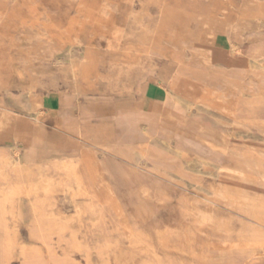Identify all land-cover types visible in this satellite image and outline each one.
<instances>
[{"label":"rangeland","instance_id":"rangeland-1","mask_svg":"<svg viewBox=\"0 0 264 264\" xmlns=\"http://www.w3.org/2000/svg\"><path fill=\"white\" fill-rule=\"evenodd\" d=\"M3 1L8 8L21 7L26 12L16 21L9 42L17 68H41L33 72L31 85L11 88L18 100L37 104L42 110L39 127L33 130L39 137L54 131L59 111L56 97L68 91L69 105L86 129L115 124L119 111L127 115L131 127H144L149 104H145L146 94L162 82L164 72L169 75L163 86L168 87L176 77L172 91L192 104L180 111L158 106L155 121L160 136L152 144L164 158L141 157L123 162L120 169L104 161L101 182H89L90 174L84 172L64 170L61 174L57 169L48 176L42 169L32 182L43 203L38 204L32 193L24 198L21 209L16 207L19 199L8 183L0 181V198L3 193L9 195L0 229V264H264V165L252 179L243 176L237 164L233 169L223 167L228 158L242 160L233 148L257 149L264 155V133L257 129L264 126V67L249 66L250 58H264V17L245 14L264 0H182L188 9L193 5L205 13L191 22L198 40L176 50L150 40L168 0H63L59 6L45 0ZM58 18L64 20L61 27L55 24ZM143 35L147 37H139ZM52 79L58 84L51 83ZM233 81L237 82L234 90L228 89ZM31 121L29 113L0 95V147L16 146L10 132ZM19 131L23 128H17ZM57 136L49 143L60 158L73 159L80 153V139L67 142L63 134ZM91 139L88 134L86 147L98 149ZM195 147L206 152L192 151ZM111 182L116 185L108 190L113 203L90 209L91 199L84 189L98 192L99 184L108 187ZM161 192L167 199L159 198ZM35 217L42 218L44 238L30 237L28 223Z\"/></svg>","mask_w":264,"mask_h":264},{"label":"bare ground","instance_id":"bare-ground-1","mask_svg":"<svg viewBox=\"0 0 264 264\" xmlns=\"http://www.w3.org/2000/svg\"><path fill=\"white\" fill-rule=\"evenodd\" d=\"M33 1V0H32ZM49 3H53L56 6H59L63 0H45ZM187 1V0H186ZM31 2V1H29ZM185 2V1H184ZM182 0H168L166 4L162 6L161 10V18L156 26L154 32L151 34L150 40L152 44L155 45H168L171 49H183L185 44H191L196 42L199 38V33L192 29L191 22L195 19L196 15H203L205 12L201 9L194 8L193 5L187 7V2L184 3ZM201 3V2H200ZM252 3V2H251ZM85 5V4H84ZM40 6V5H39ZM44 6V5H43ZM88 6V5H86ZM82 7V6H81ZM199 7V6H196ZM200 8V7H199ZM209 8V7H208ZM212 9V8H211ZM208 11V9H207ZM26 12L21 7H6L3 0H0V95L8 98L13 104V106H17L21 110L25 111V113H29L31 118L30 125L19 126V128H23V131L17 132V128L12 129L9 134L10 138H13L16 142V146L8 149L7 147L0 149V181H4L8 183L12 194L16 195L19 200L16 203V207L21 209L24 207V198L30 197L32 193L36 194V199L38 204L43 203V199L40 198V190L38 191L37 186L32 182L34 175L37 173H41L42 169L45 170V174L50 176L53 174L54 170L60 169L64 174V170L68 171L69 174L84 172L88 175V181L92 182L93 180L100 181V176L103 171L102 163L107 161L110 163L111 167L120 169L123 162L131 161L135 162L141 157L146 158H155V157H165L152 143L158 141L160 133L158 132V125L155 119L159 116V112L157 111L158 106L161 104L162 108L164 106L170 107L174 110H184L191 106V102L180 98L178 95H175L172 89L177 84V78L173 77V79L169 82V86H163L162 82L168 80L169 73L164 72L160 75V79L162 82H158L156 86L157 96L155 100L150 99L149 104H147V113H144L145 125L142 128L138 126L130 125L128 122V117L123 112L119 111V115L117 116V120L115 124H111L110 126H95L90 127L89 129L84 128L79 117L72 111L69 105V95L70 91L58 94L56 97L57 103L59 105V117L56 127L54 131H46V133L42 134L39 137L35 130L39 127V123L41 122V114L42 110L38 108L37 104H28L26 100L20 101L17 99L16 94L11 92V88L15 85L18 86H28L34 81L33 72L39 71L41 69L39 66L33 65L30 68H26L25 71H21L17 68L16 63L12 57V53L9 48V42L12 37V31L16 25V21L25 15ZM246 16H261L264 17V1H260L255 6V9H246ZM129 15V14H128ZM206 16V15H205ZM137 18V17H136ZM135 19V18H134ZM138 19V18H137ZM260 19V18H259ZM28 20V19H27ZM261 20V19H260ZM214 21V20H213ZM139 22V21H137ZM262 22V21H261ZM108 23V22H107ZM240 23V22H239ZM55 24L57 27H61L64 24L63 19H55ZM141 24V23H140ZM209 24V23H208ZM134 25V24H132ZM204 25V24H203ZM206 25V24H205ZM214 25V24H213ZM131 26V25H130ZM208 25H206L207 27ZM219 26V25H217ZM58 29V28H57ZM61 29V28H60ZM205 30V29H204ZM210 30V29H209ZM220 30V29H219ZM137 31V30H136ZM135 31V32H136ZM143 31V30H142ZM212 31V30H211ZM216 31V29H215ZM214 31V32H215ZM58 32V31H57ZM85 32V31H84ZM138 32V31H137ZM86 33V32H85ZM139 33V32H138ZM148 33V32H147ZM129 34V33H128ZM150 35V33H148ZM209 34V33H208ZM203 36V35H202ZM216 36V35H214ZM221 36V35H219ZM142 39H145L147 35L139 36ZM207 37V35H206ZM37 38V37H36ZM124 38V37H123ZM122 38V39H123ZM128 38V37H127ZM132 38V37H131ZM210 38V37H209ZM201 39V38H200ZM74 40V39H73ZM125 40V39H124ZM140 40V39H139ZM218 40V39H217ZM136 41V40H135ZM234 41V40H233ZM77 42V41H76ZM122 42V41H121ZM123 41L122 43H124ZM48 43V42H47ZM64 44V43H63ZM77 44V43H76ZM129 44V43H127ZM126 44V45H127ZM219 44V42H218ZM50 45V44H49ZM59 45V44H58ZM138 45V44H137ZM231 45V44H230ZM53 46V44H52ZM56 46V45H55ZM133 46V45H132ZM220 46V45H219ZM232 46V45H231ZM64 47V46H63ZM135 47V46H134ZM138 47V46H137ZM136 47V48H137ZM162 47V46H161ZM52 48H55L54 46ZM143 48V47H142ZM237 50V47H233ZM139 49V48H138ZM66 50V49H65ZM68 50V49H67ZM135 50V48H134ZM49 51V50H48ZM132 51V50H131ZM137 51V50H135ZM144 51V50H142ZM45 53V52H44ZM50 53V52H49ZM67 53V52H66ZM143 53V52H142ZM53 54V53H52ZM106 54V53H105ZM141 54V53H140ZM78 55V54H77ZM79 56V55H78ZM186 56V55H185ZM24 57L27 59L28 63H31L29 55L24 52ZM82 57V56H81ZM260 58V57H259ZM252 57L249 59V66L259 65L260 67H264V58L259 59ZM56 60V59H55ZM82 60V59H81ZM85 60V59H84ZM69 59V63H70ZM89 61V60H88ZM87 61V62H88ZM171 61V60H170ZM60 62V61H59ZM58 62V63H59ZM82 62H84L82 60ZM57 63V64H58ZM170 63V62H169ZM54 64V63H53ZM183 69V68H182ZM250 69V68H249ZM185 69L181 71L184 73ZM248 70V69H247ZM108 71V70H107ZM194 72V71H193ZM29 75H28V74ZM195 74V73H194ZM197 79L201 77L200 74H197ZM195 76V77H196ZM199 76V77H198ZM50 79V78H49ZM255 79V78H254ZM136 80V79H135ZM201 80V79H200ZM257 81V80H256ZM259 81V80H258ZM53 84H58L57 80H50ZM199 83L201 81H198ZM236 81L229 82L228 89H233L236 86ZM260 83V82H259ZM34 87V86H33ZM54 87V86H53ZM57 87V86H56ZM55 88V87H54ZM28 89V88H27ZM26 89V90H27ZM22 90V89H21ZM29 90V89H28ZM205 90V89H204ZM232 91V90H231ZM235 92V91H234ZM230 93V92H229ZM233 93V92H232ZM226 95V93H225ZM22 96V94H21ZM207 97V96H205ZM210 97V96H209ZM207 97V98H209ZM217 97V96H216ZM258 97V96H257ZM261 97V96H260ZM212 98V97H211ZM246 99V98H245ZM260 99V98H259ZM207 100V99H206ZM238 100V99H237ZM261 100V99H260ZM3 101V100H2ZM210 101V98H209ZM257 101V100H256ZM259 101V100H258ZM263 101V100H262ZM246 102V101H245ZM242 102V103H245ZM251 102V101H250ZM249 102V103H250ZM21 103V104H20ZM25 103V105H22ZM236 104V102H234ZM248 103V104H249ZM256 103V102H255ZM261 102H259L260 105ZM20 104V105H19ZM146 104V103H145ZM239 104V103H237ZM253 104V103H252ZM217 105V104H216ZM244 105V104H243ZM262 105V103H261ZM257 106V105H256ZM264 106V105H262ZM243 107V106H242ZM245 107V106H244ZM253 106H251L252 109ZM219 108V106H218ZM250 108V107H249ZM231 109V108H230ZM233 109V108H232ZM245 110V109H243ZM247 110V109H246ZM249 110V109H248ZM234 111V110H233ZM236 111V109H235ZM239 111V110H238ZM229 112V110H228ZM242 113V110H241ZM240 113V114H241ZM147 114V115H146ZM206 114V113H205ZM208 115V114H207ZM227 115V114H226ZM231 116V115H230ZM23 117V116H22ZM255 117V116H254ZM253 117V118H254ZM20 118V117H19ZM233 117H231L232 119ZM217 119V118H216ZM225 121V120H224ZM219 122V121H218ZM227 122V121H226ZM225 122V123H226ZM221 123V122H219ZM238 123V122H237ZM223 124V122L221 123ZM242 124V123H241ZM233 125V123H232ZM259 125V123H258ZM43 126V125H42ZM228 126V125H227ZM230 126V125H229ZM49 128V127H48ZM43 130V128H41ZM228 129V128H227ZM264 133V126L260 125L259 128ZM46 130V129H45ZM63 134L65 136V141H69L71 138L80 139L78 142L81 145L80 153L76 154V157L73 159H63L60 158V154L54 148V146L49 143L51 140L58 139V134ZM181 133V132H180ZM236 133V132H235ZM88 134L92 136L91 142L95 146H99L96 148H88L86 147V140L88 138ZM233 135V134H232ZM239 135V134H238ZM242 135V134H241ZM231 137V136H230ZM240 137V136H239ZM22 139L21 141L19 140ZM232 138V137H231ZM64 141V140H63ZM62 141V142H63ZM54 143V142H53ZM61 143V142H60ZM65 143V142H63ZM177 143V142H176ZM62 144V143H61ZM205 144V143H204ZM63 145V144H62ZM74 145V144H73ZM182 145V144H181ZM228 145V144H227ZM60 147V145H59ZM90 147V146H89ZM73 148V147H72ZM78 148V147H77ZM171 148V147H170ZM24 150L22 153L21 150ZM76 149V148H75ZM172 149V148H171ZM182 149V148H181ZM192 151L198 153H205V149L203 147H195L191 149ZM236 153L242 156V160H233L227 159V162L223 164V167L229 169L230 167L233 169V164H237L240 167V172L243 176H246L248 179H252L258 176L260 170L263 169L264 165V155L257 149H249L246 147H237L231 149ZM61 151V150H60ZM69 151V150H68ZM67 151V152H68ZM70 152V151H69ZM98 152H101V155H98ZM189 152V151H188ZM222 152V151H221ZM49 155V159H46L43 156ZM225 154V153H224ZM223 154V155H224ZM190 155V154H189ZM226 155V154H225ZM192 156V155H190ZM231 156V155H230ZM228 156V157H230ZM225 157V156H224ZM235 157V156H234ZM187 158V156L185 157ZM214 159V158H213ZM186 160V159H185ZM194 162V161H193ZM192 163V162H191ZM108 164V163H107ZM127 164V163H126ZM188 164V163H187ZM124 165V164H123ZM109 166V165H108ZM105 167V166H104ZM127 167V166H126ZM65 168V169H64ZM129 169V168H128ZM43 170V171H44ZM196 170V169H195ZM226 170V169H225ZM42 171V172H43ZM115 171V170H114ZM120 171V170H119ZM192 171V170H191ZM197 171V170H196ZM202 171V170H201ZM204 171V170H203ZM213 171V169H212ZM229 171V170H228ZM105 172V171H104ZM114 173V172H113ZM154 173V172H153ZM232 175V174H231ZM237 175V174H236ZM242 176V177H243ZM91 177V178H90ZM115 177V176H114ZM47 178V177H46ZM209 178V177H208ZM224 178V177H223ZM260 178V177H259ZM228 179V178H227ZM114 180V179H113ZM248 181V180H247ZM253 181V180H252ZM261 181V179H260ZM110 182V181H109ZM241 182V181H240ZM239 182V183H240ZM257 182V181H256ZM264 182V181H263ZM55 180L53 181V184ZM223 183V182H222ZM244 183V182H243ZM250 183V182H248ZM47 184V183H46ZM233 184V183H232ZM230 184V185H232ZM241 184V183H240ZM94 185V184H93ZM100 190L95 192L93 189L86 188L84 189L86 197L88 196L91 201L89 208L97 209L106 203L111 205L113 203L112 197L109 196V191L114 190L113 183H109L108 187H104L101 183L99 184ZM118 185V184H117ZM228 185V184H227ZM226 185V186H227ZM228 185V187L230 186ZM236 185V184H235ZM233 185V186H235ZM238 185V184H237ZM98 186V185H97ZM252 186V185H251ZM232 187V186H231ZM236 187V186H235ZM95 188H97L95 186ZM161 188V187H160ZM237 188V187H236ZM236 191L237 192V190ZM240 188V187H238ZM164 189V188H163ZM234 189V188H233ZM97 190V189H96ZM109 190V191H108ZM123 190V189H122ZM167 190V189H166ZM228 190V189H227ZM241 190V189H240ZM264 190V189H263ZM125 191V190H123ZM44 192V191H43ZM241 192V191H240ZM239 192V193H240ZM71 193V192H70ZM169 193V192H168ZM239 193L237 196H242ZM143 194V193H142ZM224 194V193H223ZM44 195V194H43ZM62 195V194H59ZM68 195V194H66ZM118 195V194H117ZM121 195V194H120ZM119 195V196H120ZM169 195V194H168ZM227 195V194H225ZM58 196V195H57ZM64 196V195H63ZM129 196V195H128ZM124 197V196H123ZM259 197V196H258ZM9 195L7 193H3L0 198V229L3 225V209L5 204L8 202ZM161 200L167 199L166 195L161 192L160 197ZM199 198V197H198ZM58 199V198H57ZM127 199V198H126ZM30 200V199H29ZM59 200V199H58ZM119 200V198H118ZM191 199H189L190 201ZM34 201V199H33ZM50 201V200H49ZM56 201V200H55ZM66 201V200H65ZM193 201V200H192ZM71 202V201H69ZM76 202V201H75ZM74 202V203H75ZM82 202V201H81ZM198 202V201H197ZM34 203V202H33ZM86 203V202H85ZM161 203V202H160ZM170 203V202H169ZM191 204V202H188ZM194 203V202H193ZM199 203V202H198ZM217 203V202H216ZM48 204V203H47ZM132 204V203H131ZM174 204V203H173ZM177 204V203H176ZM204 204V203H203ZM160 205V204H159ZM163 205V204H162ZM193 205V204H192ZM220 205V204H219ZM65 206V205H64ZM87 206V205H86ZM121 206V205H120ZM173 206V205H172ZM194 206V205H193ZM197 206V205H196ZM209 207V205H207ZM213 206V205H212ZM223 206V205H222ZM236 206V205H235ZM260 206V204H259ZM67 207V206H66ZM205 207V205H204ZM48 208V207H47ZM57 208V207H56ZM60 208V207H59ZM109 208V207H108ZM193 208V207H192ZM227 208V207H226ZM231 208V207H230ZM241 208V207H240ZM17 209V210H18ZM43 209V208H42ZM41 209V210H42ZM51 209V208H50ZM77 209V208H76ZM79 209V208H78ZM86 209V208H85ZM179 209V208H178ZM250 209V208H249ZM65 210V209H64ZM112 210V209H111ZM130 210V209H129ZM213 210V208H212ZM252 210V209H251ZM249 210V211H251ZM256 210V209H255ZM49 211V210H48ZM54 211V210H53ZM76 211V210H75ZM114 211V210H113ZM209 212L210 209L208 210ZM233 211V210H232ZM241 211V210H240ZM22 212V210L20 211ZM24 212V211H23ZM36 213V211H34ZM40 212V211H39ZM45 212V210H44ZM83 212V211H82ZM94 212V210H93ZM182 212V211H181ZM206 212V211H205ZM208 212V213H209ZM235 212V211H233ZM252 212V211H251ZM258 212V211H257ZM262 212V211H261ZM49 213V212H48ZM70 213V212H69ZM116 213V212H115ZM200 213V211H199ZM227 213V212H225ZM88 214V213H87ZM181 214V213H180ZM213 214V213H211ZM259 214V213H258ZM256 214L255 216H257ZM24 215V214H23ZM22 215V216H23ZM45 215V214H44ZM230 215V214H229ZM227 215V216H229ZM35 216V215H34ZM54 216V215H53ZM198 216V214H197ZM222 216V214H221ZM244 216V215H243ZM246 216V215H245ZM260 216V215H259ZM44 217V216H43ZM48 217V216H47ZM69 217V216H68ZM81 217V216H80ZM79 217V218H80ZM90 217V216H89ZM167 217V216H166ZM180 217V216H179ZM201 217V216H200ZM230 217V216H229ZM248 217V216H247ZM78 218V219H79ZM83 218V217H82ZM96 218V217H95ZM194 218V217H193ZM204 218V217H203ZM226 218V217H225ZM261 218V217H260ZM142 219V218H141ZM169 219V218H166ZM201 219V218H200ZM215 219V218H214ZM262 219V218H261ZM264 219V217H263ZM21 220V219H20ZM23 220V219H22ZM216 220V219H215ZM220 220V219H218ZM26 221V220H25ZM81 221V220H80ZM98 221V220H97ZM120 221V220H119ZM197 221V220H196ZM195 221V222H196ZM224 221V220H222ZM226 221V220H225ZM259 221V220H258ZM24 222V221H23ZM99 222V221H98ZM129 222V221H128ZM204 222V221H203ZM228 222V221H227ZM27 223V222H26ZM118 223V222H117ZM182 223V222H181ZM184 223V222H183ZM186 223V222H185ZM214 223V222H213ZM221 223V222H220ZM260 223V222H259ZM91 224V223H90ZM179 224V223H178ZM202 224V223H201ZM206 224V222H205ZM204 224V225H205ZM208 224V223H207ZM223 224V223H222ZM262 224V223H261ZM192 225V224H191ZM195 225V223L193 224ZM203 225V226H204ZM219 225V223L217 224ZM226 225V224H223ZM264 225V224H263ZM30 237L34 238H44L46 234L42 231V218H34L28 223ZM71 226V225H70ZM86 226V225H85ZM137 226V225H136ZM143 226V225H142ZM145 226V225H144ZM161 226V225H160ZM159 226V227H160ZM212 226V225H211ZM228 226V225H227ZM224 226V229L227 228ZM254 226V223H253ZM121 227V226H120ZM123 227V226H122ZM182 227V226H181ZM200 227H202L200 225ZM223 227V226H221ZM229 227V226H228ZM260 227V226H259ZM136 228V227H135ZM142 228V227H141ZM146 228V227H145ZM192 228V227H191ZM195 228V227H194ZM263 228V227H262ZM87 229V228H86ZM143 229V228H142ZM147 229V228H146ZM190 229V228H189ZM208 229V228H207ZM215 229V228H214ZM217 229H221L218 228ZM261 229V228H260ZM81 230V229H80ZM88 230V229H87ZM118 230V229H117ZM121 230V229H120ZM203 230V229H201ZM210 230V229H209ZM227 230V229H226ZM17 231V230H16ZM179 231V230H178ZM197 231V230H196ZM264 231V229H263ZM143 232V231H142ZM181 232V231H180ZM200 231H198L199 234ZM217 232V231H215ZM229 232V231H228ZM227 232V233H228ZM233 232V231H232ZM255 232V231H253ZM126 233V231H125ZM144 233V232H143ZM182 233V232H181ZM190 233V232H189ZM214 233V232H213ZM230 233V232H229ZM234 233V232H233ZM28 234V232H27ZM146 234V233H145ZM160 235L159 233H157ZM197 234V232H196ZM205 234V233H204ZM207 234V233H206ZM224 234V232H223ZM226 234V233H225ZM178 235V234H177ZM176 235V237H178ZM183 235V234H182ZM192 235V234H191ZM190 235V236H191ZM218 235V234H217ZM216 235V236H217ZM258 235V234H256ZM167 236V235H166ZM180 236V234H179ZM188 236V235H187ZM204 236V235H203ZM206 236V235H205ZM222 236V235H221ZM254 236V235H253ZM263 236V235H262ZM126 237V236H125ZM128 237V236H127ZM144 237V236H143ZM153 237V236H152ZM159 237V236H158ZM181 237V236H180ZM194 237V236H193ZM236 237V236H234ZM240 237V236H239ZM261 237V236H260ZM150 238V237H149ZM175 238V237H174ZM189 238V236H188ZM206 238V237H205ZM148 239V237H147ZM166 239V238H165ZM179 239V238H177ZM184 239V238H183ZM187 239V238H186ZM198 239V238H197ZM209 239V238H207ZM237 239V237H236ZM33 240V239H32ZM35 240V239H34ZM200 240V239H199ZM240 240V238H239ZM243 240V239H242ZM196 242V240L194 239ZM210 241V240H209ZM216 241V240H215ZM151 242V241H150ZM179 242V241H178ZM186 242V241H185ZM189 240H187V243ZM205 242V241H204ZM217 242V241H216ZM242 242V241H241ZM20 243V242H19ZM162 243V242H161ZM199 243V242H198ZM215 243V242H214ZM220 243V242H219ZM180 244V243H179ZM177 244V245H179ZM190 244V242L188 243ZM208 244V243H207ZM211 244V243H209ZM216 244V243H215ZM218 244V243H217ZM240 244V243H239ZM164 245V244H162ZM169 245V244H168ZM183 245V244H181ZM192 245V244H191ZM199 246V244H197ZM206 245V243H205ZM18 246V245H17ZM166 246V245H164ZM171 246V243H170ZM217 246V245H216ZM224 247L223 245H221ZM220 246V247H221ZM240 246V245H239ZM219 247V246H217ZM216 247V249H217ZM219 247V248H220ZM20 248V247H19ZM163 248V247H162ZM161 248V249H162ZM176 248V247H175ZM184 248V247H183ZM188 248V247H185ZM198 248V247H197ZM212 248V247H210ZM229 248V247H228ZM177 249V248H176ZM200 249V247L198 248ZM222 249V248H221ZM227 249V248H226ZM21 250V249H20ZM244 250V249H243ZM15 251V250H14ZM45 251V250H44ZM43 251V252H44ZM194 251V250H193ZM241 251V250H240ZM46 252V251H45ZM167 252V251H166ZM186 252V251H185ZM188 252V251H187ZM238 252V251H237ZM255 252V251H254ZM169 253V252H168ZM175 253V252H174ZM216 253V252H215ZM250 253V252H249ZM14 254V253H13ZM172 254V253H171ZM177 254V253H176ZM188 254V253H187ZM194 254V253H193ZM196 254V253H195ZM200 254V253H199ZM244 254V253H243ZM173 255V254H172ZM175 255V254H174ZM191 255V253H190ZM201 255V254H200ZM218 255V254H217ZM222 255V254H221ZM252 255V254H251ZM196 256V255H195ZM219 256V255H218ZM181 257V256H180ZM187 257V256H185ZM193 257V256H192ZM198 257V256H197ZM201 257V256H200ZM205 257V256H204ZM209 257V256H207ZM246 257V256H245ZM16 258V257H15ZM211 258V257H210ZM219 258V257H218ZM224 258V257H223ZM242 258V257H241ZM240 258V259H241ZM248 258V257H247ZM220 259V258H219ZM218 261L220 262V260ZM228 260V258H225ZM235 259V257H234ZM244 259V258H243ZM167 260V259H166ZM197 260V259H196ZM209 260V259H208ZM238 260V259H237ZM170 261V260H169ZM178 261V260H177ZM211 261V260H210ZM217 261V260H216ZM226 261V260H224ZM239 261V260H238ZM184 262V261H183ZM200 262V261H199ZM208 262V261H207ZM212 262V261H211ZM230 262V261H229ZM232 262V261H231ZM235 262V261H234ZM244 262V261H243ZM254 262V261H253ZM171 263V262H170ZM241 263V262H240ZM239 263V264H240ZM247 263V262H246ZM205 264V263H203ZM213 264V263H212ZM255 264V263H254Z\"/></svg>","mask_w":264,"mask_h":264},{"label":"crops","instance_id":"crops-1","mask_svg":"<svg viewBox=\"0 0 264 264\" xmlns=\"http://www.w3.org/2000/svg\"><path fill=\"white\" fill-rule=\"evenodd\" d=\"M156 96H157V91H156V87H155L153 92L152 91L147 92L146 97H145V103L147 101H149L150 99L155 100ZM58 117H59V111H58ZM0 149H2V147H0ZM0 152H1V150H0ZM1 153H0V155H1Z\"/></svg>","mask_w":264,"mask_h":264}]
</instances>
